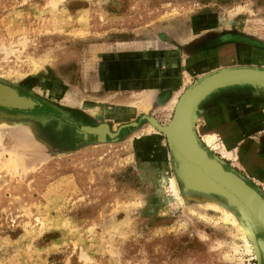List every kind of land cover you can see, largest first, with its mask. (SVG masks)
Wrapping results in <instances>:
<instances>
[{"label":"rangeland","instance_id":"374dc122","mask_svg":"<svg viewBox=\"0 0 264 264\" xmlns=\"http://www.w3.org/2000/svg\"><path fill=\"white\" fill-rule=\"evenodd\" d=\"M238 33L264 49V0H0V83L41 108L0 112V264H256L223 199L182 191L164 135L115 117L118 66L135 50L187 53ZM94 103L103 117L84 111ZM162 107L142 116L167 126L174 107ZM197 139L264 194L260 173Z\"/></svg>","mask_w":264,"mask_h":264},{"label":"crops","instance_id":"0c3cea01","mask_svg":"<svg viewBox=\"0 0 264 264\" xmlns=\"http://www.w3.org/2000/svg\"><path fill=\"white\" fill-rule=\"evenodd\" d=\"M210 37L199 38L187 53L177 50L170 53L166 49L167 53L159 55L158 48L154 47L147 55L135 50L132 67L130 63L125 65L127 61L123 59L124 66H118L116 78L118 90L123 93L118 98L117 122L127 123L141 117L140 104L154 111L166 103L170 105L193 77L221 68L264 69V49L246 41V34ZM203 45L207 48H202ZM244 87L247 86L224 88L208 95L198 106L194 132L200 142L201 135L213 134L225 149L247 154L238 162L249 174L259 178L260 174L264 177V159L258 154L264 148V93L253 94L244 91L250 87ZM232 88L237 91L228 90ZM99 104L85 106L88 110L83 106V109L93 117H103ZM96 107H99L98 113L94 112ZM130 108L133 111L127 114L124 110Z\"/></svg>","mask_w":264,"mask_h":264},{"label":"water","instance_id":"95a60500","mask_svg":"<svg viewBox=\"0 0 264 264\" xmlns=\"http://www.w3.org/2000/svg\"><path fill=\"white\" fill-rule=\"evenodd\" d=\"M209 83L212 84L211 87L204 89L208 86ZM242 86H247L255 91H261L264 93V69L254 67L221 68L209 72L194 80L181 92V94L183 93L181 95V98L180 95H178L180 106L176 114L175 122L172 124L171 128L169 126V128H167L166 124L164 126H159L149 116H141V118L164 135L166 145L172 159L174 176L180 182L182 191L203 195H214L223 199L226 206L232 208L236 212L239 224H243L242 226H244V229L247 232V237L249 235V241L253 244V240H256L259 246L261 245L264 248V217L262 216L261 218H258L257 216H255V213L252 212L253 208L250 207L243 199H240L230 187L219 183L212 173V175L209 174V170L206 167L211 166L214 169L216 175L218 173L223 175H230L231 178L241 184L243 188L250 191L262 203H264V194L261 193L258 189L250 186L240 175L230 170H226L223 167V162L217 159L215 156L209 155L207 150H205V148L199 143L194 132V123L196 121L198 106L208 95L220 89ZM195 90H201V92L204 93L195 100L196 102L193 101L194 103L190 105L188 116L192 107V119L191 121H189L188 117L185 116L186 110L188 108L185 107V103ZM25 99H27L28 102V105L26 106H7L0 103V107L6 110H29L32 108V106H34V102L30 98ZM174 113L175 110L172 112L171 117L175 116ZM4 114L5 113H3V115ZM180 129H183L186 134L185 139L188 140L190 146L189 151L181 142L180 137H178V131H180ZM197 158H199L201 162ZM178 162H181L183 164V167H181ZM199 178H203L209 181L211 184L215 185L218 191L196 188V181ZM255 191L259 195H257ZM223 193L229 195L235 194L237 196L238 204H240L247 210V213L250 215L254 223L252 229L248 228L245 225V222L244 220H242V216L240 215L238 208L235 205H232ZM263 256L264 254H262V258H264ZM255 263H258V261L255 260Z\"/></svg>","mask_w":264,"mask_h":264},{"label":"bare ground","instance_id":"6f19581e","mask_svg":"<svg viewBox=\"0 0 264 264\" xmlns=\"http://www.w3.org/2000/svg\"><path fill=\"white\" fill-rule=\"evenodd\" d=\"M211 85L212 84L209 83L208 86L206 88H204V89H207V88L211 87ZM200 92H201V90H195L192 93V95H190V97L187 100V102L185 103V107H188L187 110H186L185 116L188 117L189 121H191V119H192V111H191L192 107H191V110H190L189 116H188V111L190 109V105H192V103H194L193 101L198 99V97L204 93V92H201V93ZM180 98H181V96H180ZM0 103L3 104V105H7V106H26V105H28L27 99L19 97L14 90H12L11 88L2 86L1 84H0ZM179 104H180L179 100H177L175 98L171 100L170 106L174 107L175 116L170 120L169 124L166 126L167 128H169V127L171 128L172 124L175 122L176 114H177V112L179 110V106H180ZM140 106H142L143 110L145 109V104H143V105L140 104ZM97 112H99V109H95V113H97ZM185 135L186 134H185L183 129H180V131H178V137H180L181 142L183 143V145L189 151L190 150V146H189L188 140L185 139ZM201 138H202V141L206 144V146L209 149L218 150L221 153L223 158L231 160L232 162H238V159H242V158H245L247 156V154L243 155V154H238V152L237 153H232L231 151H228L218 141V139L216 138L215 135L205 134V135H201ZM197 159H199V158H197ZM200 162H201V160H200ZM179 165L181 167H183V164L181 162L179 163ZM206 168L209 170L208 171L209 174L210 175L213 174V176L217 179V181L219 183L230 187L240 199H243L250 207H252L253 208L252 212L255 213V216H257L258 218H261L262 216L264 217V203H262L260 200H258L250 191H248L247 189L243 188L241 186V184H239L236 180L231 178L230 175H227V174L223 175V174H219V173L216 175L214 169L211 166H208ZM196 184H197L196 188L218 191V189L216 188L215 185L211 184L209 181H207V180H205L203 178L197 179ZM167 190L170 192V195L175 200L180 201L179 196L176 194V187H175V183H174L172 178L169 179V186L167 187ZM255 193L257 195H259L256 191H255ZM223 194L226 196V198L229 200V202L232 205H235L238 208V211L240 212V215L242 216V220H244L245 225L248 228L252 229L254 223H253L250 215L247 213V210L245 208H243L240 204H238L237 196L235 194L234 195H229V194H225V193H223ZM206 206L210 207V208H213L216 211H220L221 212V216H222V219H221L222 221H230L232 224L236 223L234 217H232L231 214H228L227 212L221 210L220 207L217 204L210 202V203H207ZM242 232H243L244 235H246V232H244V231H242ZM244 241H245L244 242L245 243V245H244L245 249L247 251H250V252L252 250L254 251L253 253H254L255 259H256V261H258V263H256V264H262V262L264 261V258H262V254H264V248L262 246H259L260 249H261V252H262V254H261L260 249L258 247V244L254 245V243H253L254 246H251V244H249V242L246 240V238H244Z\"/></svg>","mask_w":264,"mask_h":264},{"label":"flooded vegetation","instance_id":"af4514ba","mask_svg":"<svg viewBox=\"0 0 264 264\" xmlns=\"http://www.w3.org/2000/svg\"><path fill=\"white\" fill-rule=\"evenodd\" d=\"M2 86H5V87H9V88H12L16 94L19 96V97H22V98H29L27 97L26 95H23L19 90L13 88V87H10V86H7V85H4L2 83H0ZM31 99V98H30ZM32 100V99H31ZM33 101V100H32ZM34 102V106H32L31 109L29 110H25V111H18V110H6V109H3L0 107V112L1 113H5L7 115H13V116H25V114H28V113H31V114H35V112H39L41 110V108H38L39 104L36 103L35 101ZM262 151L264 152V148H262ZM264 154V153H263Z\"/></svg>","mask_w":264,"mask_h":264}]
</instances>
